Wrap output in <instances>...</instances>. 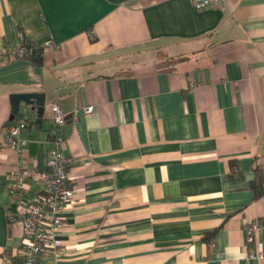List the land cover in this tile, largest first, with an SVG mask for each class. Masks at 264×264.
Returning <instances> with one entry per match:
<instances>
[{
    "label": "crops",
    "instance_id": "1",
    "mask_svg": "<svg viewBox=\"0 0 264 264\" xmlns=\"http://www.w3.org/2000/svg\"><path fill=\"white\" fill-rule=\"evenodd\" d=\"M20 44L35 48L0 63V130L11 93H44L40 118L23 103L14 115H29L23 197L44 192L51 104L75 188L57 254L35 264H264V227L242 230L264 223L251 186L264 171V0H0V46ZM16 158L0 139V264H21Z\"/></svg>",
    "mask_w": 264,
    "mask_h": 264
},
{
    "label": "built area",
    "instance_id": "2",
    "mask_svg": "<svg viewBox=\"0 0 264 264\" xmlns=\"http://www.w3.org/2000/svg\"><path fill=\"white\" fill-rule=\"evenodd\" d=\"M192 4L196 9L210 6L219 7L223 4V0H192ZM44 45H52V43L47 41ZM34 48V45L27 44L0 46V63L24 56ZM50 109L52 124L48 130V137L52 149L46 158V169L36 174L44 183L45 188L42 194L33 199L24 198L22 193L25 178L32 174V171L26 168V159L22 154V149L28 139L20 135L29 115L25 113L13 118L0 130V139L17 153L8 185V198L10 202H18L23 209L21 223L24 236L20 256L21 264H35L45 252L57 254L62 243L59 237L62 212L75 193V188L68 180L66 158L61 149L63 136L60 126L65 122L66 115L58 104H51ZM84 109L85 112H90L92 108L88 105ZM8 216L11 218L12 214H8ZM263 227L264 223L254 221L243 224L242 230L245 238L251 240ZM247 257L262 258L263 255L261 252L248 250ZM2 258L5 261L10 259L9 254L5 252Z\"/></svg>",
    "mask_w": 264,
    "mask_h": 264
},
{
    "label": "water",
    "instance_id": "3",
    "mask_svg": "<svg viewBox=\"0 0 264 264\" xmlns=\"http://www.w3.org/2000/svg\"><path fill=\"white\" fill-rule=\"evenodd\" d=\"M10 111L12 115L10 120L18 112L20 103H23L27 109L35 112L36 118H40L44 109V93L43 92H14L9 95Z\"/></svg>",
    "mask_w": 264,
    "mask_h": 264
},
{
    "label": "trees",
    "instance_id": "4",
    "mask_svg": "<svg viewBox=\"0 0 264 264\" xmlns=\"http://www.w3.org/2000/svg\"><path fill=\"white\" fill-rule=\"evenodd\" d=\"M252 189L254 191L255 196H260L264 192V171L263 169L256 170L255 177L252 180ZM212 237L211 233L206 234L204 239L209 240Z\"/></svg>",
    "mask_w": 264,
    "mask_h": 264
}]
</instances>
